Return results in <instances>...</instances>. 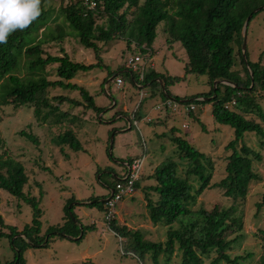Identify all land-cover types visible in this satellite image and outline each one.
<instances>
[{"label": "trees", "instance_id": "16d2710c", "mask_svg": "<svg viewBox=\"0 0 264 264\" xmlns=\"http://www.w3.org/2000/svg\"><path fill=\"white\" fill-rule=\"evenodd\" d=\"M49 1L41 0V15L28 28L13 32L7 43H0V108L10 105L32 106L36 117L45 122L51 119L53 126H61L68 113L62 112L58 105L45 97V92L50 88H62L80 90L89 108L97 116L100 115L106 108L96 106L92 96L83 87L71 82L80 72L99 67V63L85 65L74 62L63 48L60 56H52L46 53L44 47L51 43H64L66 38L76 36L83 47L98 52V43H110L124 38L128 41V46L135 42L142 54L151 55L158 27L164 23V32L173 43H180L187 54L186 73L207 76L210 86L207 94L196 95L187 102L186 105L193 104L196 108L182 115L195 118L197 106L209 104L212 105L214 119L234 130V139L225 147L227 151H231L227 157L226 175L220 182L212 184L213 161L193 147L187 139L178 136L179 129L174 126L170 130V140L181 160L185 161L187 170L180 173L178 163L170 158L166 159L149 178L157 182V186H150L148 190L157 194L158 200L154 202L147 195L151 221L156 225L170 227L165 247L161 243L145 242L142 232L120 227L116 219L109 226L119 237L128 238V247L123 245L121 249L124 256L138 258L141 263L148 253H152L154 264H159L161 254L167 255L170 261V256L178 245L183 258L181 264H204L203 256H208L211 251L219 255L212 264L221 261L239 264L246 257L237 256L231 260L227 254L238 239L227 240L228 232L243 229L237 207L222 209L216 205L212 210L206 211L194 210L191 206L207 189L213 188L223 190L226 198L237 202L247 196L252 182L260 180V176L254 171V163L261 162L262 155L245 143V136L247 133L257 135L261 147L264 146V51L255 62L249 59V52H246L247 65L242 46L244 25L249 16L251 19L248 28L258 15L264 13V0H69L57 10L47 6ZM99 18L105 19V24L100 25ZM237 57L243 66L244 75L236 70ZM54 65H57L55 72L58 80L49 81L47 68ZM113 76L114 80L118 77L136 80L135 74L123 68L110 74L109 79ZM181 79H168L151 69L145 76L144 84L151 88L153 94L159 91L163 101L170 97L180 101L168 92L167 85ZM107 81L108 78L105 82ZM198 98L201 100H197ZM53 101L79 105L76 101L61 96L53 98ZM187 124L189 129V123ZM200 125L206 132L205 124ZM20 135L39 144L32 133L21 131ZM52 142L57 148H61L59 150L63 154L65 146L72 150L80 149V142L71 128L60 132L52 138ZM239 143H242V147L238 149ZM1 145L0 140V149ZM5 155L6 153H0V191L30 205L33 218L32 224L26 225L20 232L15 226L6 224L0 213V239H8L13 249V260L5 261L4 264H26L25 251L34 247L41 248L48 233L51 236L43 247H47L54 237L74 238L82 233L84 237L85 227L78 225L73 208L69 209L68 206L65 207L66 221L63 226L50 227L46 234L41 235L42 209L38 199L26 194L24 190L29 181L25 167L23 163ZM142 176L135 183V190ZM122 182V178L118 177L110 192L115 190L116 193L117 184ZM103 204L105 208V202L99 200L79 205L103 208ZM262 207L264 197L257 204L258 212ZM177 223L180 228L174 229L173 226ZM259 237L264 243V230H259ZM260 261V264H264V255ZM79 264L96 263L83 261Z\"/></svg>", "mask_w": 264, "mask_h": 264}, {"label": "rangeland", "instance_id": "374dc122", "mask_svg": "<svg viewBox=\"0 0 264 264\" xmlns=\"http://www.w3.org/2000/svg\"><path fill=\"white\" fill-rule=\"evenodd\" d=\"M67 2L69 0H50L47 6L57 10ZM105 22L103 18L98 19L100 25ZM165 28L162 23L157 30L156 43H160V48L151 50L154 63L152 70L168 79L182 78L179 82L167 85V89L172 96L180 99L181 105L186 106L192 97L210 91L208 77L186 73L187 54L180 43L172 42L164 32ZM127 43L124 38L110 43H98V52H94L83 47L78 38L73 36L66 38L64 43H51L44 47L46 53L52 56H60L63 48L74 62L85 65L99 63V67L80 72L71 82L83 87L92 96L96 106L106 108L100 115L97 116L89 108L80 90L62 88H50L45 92V97L58 105L62 112L68 113L61 126H53L51 119L45 122L36 117L32 106L10 105L0 108V153H6L5 156L23 163L29 179L24 190L26 194L38 199L42 209L41 235L46 234L50 227L63 226L66 221V206L73 208L78 225L86 230L84 237L83 233L74 238L54 237L47 247H43L51 236L48 233L41 248L34 247L25 251L26 264H79L83 261L96 264H154L152 253H148L142 263L138 258L124 256L121 249L123 245L128 247V238L119 237L110 229L111 225H107L104 204L103 208L79 204L109 198L116 179L125 177L126 165L132 160L143 158V167L139 173L143 176L139 186L132 196H127L117 204L115 219L120 227L142 232L145 242L161 243L165 247L170 227L156 225L151 221L147 195L154 202L158 200V195L148 190L150 186H157V182L149 178L166 159L170 158L178 163L180 173L187 170L185 161L181 160L170 140V130L174 126L179 129L178 136L187 139L193 147L213 161L212 184L220 182L226 175L227 157L231 151H227L225 147L234 139V130L214 119L212 105H198L195 118L183 116L181 106L179 108L183 115L169 111L170 115L167 116L166 113L155 110L157 105L164 102L159 91L153 94L145 84L139 86L142 89H138L130 77H120L124 81L121 87L116 86L114 76L111 77L114 81H109L110 74L121 68L127 70V60L132 55L141 53L135 42L130 46ZM263 51L264 13H261L249 25L246 52H249V59L255 62ZM237 60L236 70L244 75L239 57ZM262 64L264 65V59ZM56 68L57 65L47 68L49 81L58 80ZM58 96L70 98L79 105L53 101ZM262 105L264 107V100ZM133 116L138 125L134 123ZM148 116L151 123L145 120ZM129 123H132L130 130ZM184 123H189V129H182ZM200 123L205 124L206 132L202 130ZM262 126L264 127V123ZM69 128L76 134L80 149L72 150L65 146L63 154L59 150L61 148L54 145L52 138ZM21 131L35 135L39 144L22 137ZM245 143L262 155V161L254 163V171L260 176V180L250 184L247 196L235 202L226 198L221 189H207L191 208L210 211L216 205L222 209L236 206L237 215L243 221V229L228 232L227 240L238 239L227 254L231 260L237 256L246 257L239 264H260L264 255V243L259 237V230H264V207L258 212L257 204L264 197V146L261 147L260 138L253 133L246 134ZM237 147L241 148L242 143ZM0 198V213L6 224L15 226L20 232L26 225L32 224L33 211L30 205L2 191ZM173 228L179 229L180 224H175ZM5 231L9 232L8 229ZM0 254L1 264L13 260V249L6 238L0 239ZM218 256L217 252L211 251L208 256H203L204 264H212ZM182 259V252H179L177 245L170 261L167 255L161 254L159 264H181ZM217 264L227 263L221 261Z\"/></svg>", "mask_w": 264, "mask_h": 264}, {"label": "built area", "instance_id": "2783aa9c", "mask_svg": "<svg viewBox=\"0 0 264 264\" xmlns=\"http://www.w3.org/2000/svg\"><path fill=\"white\" fill-rule=\"evenodd\" d=\"M92 7H94V4L92 3ZM151 53V52H150ZM152 55V54H151ZM149 54H142L137 53L135 55H132L126 62V69L131 73L135 74L136 80L134 81L135 85L138 89H142L139 86L144 84L145 76L147 72L154 68L153 58ZM115 84L117 87H121L124 84V81L122 78L118 77L115 80ZM142 99V98H141ZM201 100V99H197ZM232 104H235V102H232ZM183 108V113L186 115L190 110H194L196 108L193 104L192 105H181L179 101L168 98L166 101L163 102L162 105H157L155 107V110H157L160 113H168L169 111L173 114L178 112L179 114H183L181 112V108ZM230 105H227L229 107ZM134 123H136L135 117L133 116ZM146 122L151 123V118H146ZM132 128V123H131ZM183 129H188V124L184 123L182 125ZM143 158H137L135 160H132L130 163L126 165L127 173L125 174V177L122 178V183H118L116 186L117 192L115 193V190H112V194L105 202V211H106V223L107 225L115 219L116 217V207L119 202H121L124 198L127 196H132L135 193V183L140 179V170L143 167Z\"/></svg>", "mask_w": 264, "mask_h": 264}, {"label": "clouds", "instance_id": "9594fccd", "mask_svg": "<svg viewBox=\"0 0 264 264\" xmlns=\"http://www.w3.org/2000/svg\"><path fill=\"white\" fill-rule=\"evenodd\" d=\"M41 15V0H0V43L28 28Z\"/></svg>", "mask_w": 264, "mask_h": 264}, {"label": "water", "instance_id": "95a60500", "mask_svg": "<svg viewBox=\"0 0 264 264\" xmlns=\"http://www.w3.org/2000/svg\"><path fill=\"white\" fill-rule=\"evenodd\" d=\"M257 11H259V9H258ZM250 19H251V16L248 17V19H247V21H246V23H245V25H244V40H243V46H242L243 56H244V58H245V61H246V64H247V65H248V62H247V60H246V50H247V39H248V24H249ZM109 81L111 82V81H113V79L111 78ZM216 84H217V82L215 83V85H216ZM227 84L230 85V83H227ZM163 90H164V88H163ZM128 128H129V130H130V128H131V123H129ZM112 143H113V136H112V138H111V144H112ZM108 199H109V198L103 200L102 202H103V203H104V202H107ZM69 238H70V237H69Z\"/></svg>", "mask_w": 264, "mask_h": 264}, {"label": "crops", "instance_id": "0c3cea01", "mask_svg": "<svg viewBox=\"0 0 264 264\" xmlns=\"http://www.w3.org/2000/svg\"><path fill=\"white\" fill-rule=\"evenodd\" d=\"M156 40H157V39H156ZM156 40H155V42H154V44H153L154 51H156L157 48H160V43H159V42L156 43ZM132 82H134L133 79H132ZM170 98H171V97H170ZM148 117L150 118V116H148Z\"/></svg>", "mask_w": 264, "mask_h": 264}]
</instances>
